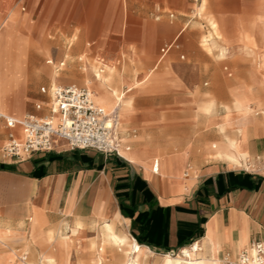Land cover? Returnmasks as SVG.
I'll return each instance as SVG.
<instances>
[{
	"label": "crops",
	"instance_id": "0c3cea01",
	"mask_svg": "<svg viewBox=\"0 0 264 264\" xmlns=\"http://www.w3.org/2000/svg\"><path fill=\"white\" fill-rule=\"evenodd\" d=\"M19 1L0 0V16L9 13L0 26V45L1 41L8 39L11 31L23 32L25 35L24 31L29 26L28 36L33 35L35 27L31 24L32 20L25 21L23 31H16L21 17L12 14L15 12L16 2ZM40 1L35 4V11ZM175 2L179 5L186 4L184 0H89L92 8L90 13L106 16L107 20L92 21L90 27L80 29L130 31L128 40L123 44L129 60L132 61L131 56L136 52L135 58L142 57L140 60L148 63L153 58V51L159 39L163 34H169L177 24L151 21L125 23L127 7L140 15L155 12L166 3L176 5ZM192 2H203L199 7L201 10L208 7L207 0ZM75 14H79L78 9ZM115 14H119L123 21L111 22L110 16ZM168 15L171 19L177 16L174 11H169ZM254 20L253 13L247 21L252 25L249 32L242 33L245 38L255 30ZM212 24L218 27L217 21ZM244 24L245 22L240 21L238 29L243 28ZM66 25L68 27L65 28H70V24ZM179 35L180 33L160 48L158 63L173 47L165 55L162 48L176 42ZM252 35L254 39L247 38L246 42L258 46L259 36ZM145 41L148 45L143 44ZM148 51L151 54L146 55ZM27 54L29 58L34 59L40 52L39 49L33 48ZM180 57L184 59L185 54ZM52 59L53 56L51 65ZM60 63L65 65V62ZM194 63H176L172 67L175 77L171 79L167 90L190 89L193 80L200 73ZM158 67L154 65L151 69L156 71ZM39 71L50 77L40 69ZM263 72L258 65L251 69L249 85L254 90H261L259 87L264 83ZM21 73L25 74V70L10 76L4 74L2 77L4 85L8 86L14 79L17 82L8 94L10 102L13 103L18 102L14 90L25 84L28 79L26 75L20 76ZM136 77L137 74L135 79L128 80L131 85L127 91L109 90L113 98L124 94L118 102L117 110L112 111L117 112V115L118 112L124 113L121 121H118L122 129H127L132 122L133 90H139L143 86L136 83ZM50 79L53 80L51 77ZM239 84L240 82H234V85ZM132 85L134 87H131ZM53 87H41V93L47 95V99L42 100L44 104H37V114L32 115L44 117L46 108H49L53 119H58L59 114L53 112L52 108ZM43 88L47 90L44 92ZM2 94L0 93V112L14 118L29 115L19 116L9 112L11 109L7 104L8 98ZM126 100L129 104L125 103ZM96 104L98 105L97 102ZM214 105L212 100L199 104L194 122L186 124L183 128L178 125L166 128L160 126L150 135L142 133L130 137V142L121 137L122 148L125 150L121 155H106L95 149H70L65 141H60L53 150L36 151L21 159L6 156L3 146L10 133L23 140L24 130L20 125L10 128L5 119L0 117V232L9 233L4 235V238L3 235L0 236V242L7 245L4 239L25 236L30 239L33 235L32 222L36 218L40 223V237L37 242L32 239L29 242L40 251L42 264H75L71 259L74 249L83 248L85 245L94 247L99 239L103 240L106 224H112L116 233L126 234L142 247L138 259L144 264H161L162 259L158 255L162 258L164 254L177 252L197 240L202 249L198 258H194L195 262L200 257L221 259L226 254L237 258L253 239L264 240V165L259 168L261 166L258 164L259 159L264 157V134L258 133L264 123L248 120L239 112L234 102L232 105H226L227 111L222 115L212 112ZM99 106L102 107L100 104ZM206 107H210V110L207 111ZM127 111L129 113L125 114ZM201 112L205 114L204 122L207 125L216 124L222 132L226 128L235 129L238 135L221 136L210 143L202 135L195 134ZM244 124L247 127L245 138L241 130ZM169 129L172 130L171 133H168ZM233 140L235 144L232 143ZM242 150L246 151V158L242 157ZM232 154L239 162L229 157ZM253 164L258 170L250 168ZM154 168L158 172H154ZM188 168L195 169V174L191 176ZM66 223L69 225V234H60ZM77 223H80L83 229L80 238L73 234ZM85 234L90 239L86 244L83 241ZM49 236L55 240L56 247L47 241ZM69 238L74 240L72 247H69L67 242ZM52 246L57 252L56 255L52 254L56 259L55 263H50L43 257V252H48ZM23 254L27 255L26 261L22 260L23 264H35L29 261L26 251L22 252L20 257ZM97 257L92 258L91 262ZM173 257L187 264L181 257ZM127 258L128 255L124 252L123 256L116 257V260L120 264V261L123 263ZM7 262L9 258L4 263L2 258L0 259V264ZM103 264H106L105 260Z\"/></svg>",
	"mask_w": 264,
	"mask_h": 264
},
{
	"label": "rangeland",
	"instance_id": "374dc122",
	"mask_svg": "<svg viewBox=\"0 0 264 264\" xmlns=\"http://www.w3.org/2000/svg\"><path fill=\"white\" fill-rule=\"evenodd\" d=\"M184 1L186 2L184 5H179L178 2H175L176 5L166 3L164 7H158L155 12L139 13L140 15H137L134 9L127 7L128 15L125 23L126 21L127 23L151 21L177 24L169 34H163L162 38L159 39L153 51V58L148 63L142 62L140 60L142 57L140 59L136 57V60V52L134 56H131L132 61L129 60L123 44L128 40L130 31L106 32L80 29L81 27H90L92 21L105 22L107 20L106 16H97L90 13L92 8H90L89 0H41L36 11L34 6L38 0H20L16 2L15 12L12 15L21 17L19 20L20 25L16 31H23L25 21L31 22V20L35 30L32 37L28 36L29 26L24 31L25 35L23 32L15 33L11 31L8 39L4 40L5 42L1 41V74L15 75L16 72L19 73L24 69L25 74L21 73L20 76L26 75L28 77L25 84L14 90L18 102L7 103L11 109L9 112L19 116L37 114V104H44L42 100L47 99V95L41 93L42 86L72 83L88 87L87 84L81 82L82 74L77 75V80L64 78L62 82L55 81L53 76V71L56 70V73L66 74L64 70L71 67H75V72H83L86 68L85 61L96 70L104 69L105 64L115 67V71L120 72L121 77H125L122 84L113 85L119 92L128 90L131 85L128 80L135 79L136 74V83L143 85L139 90H133L132 122L127 129L118 126L120 136L127 142H130V137L135 135L139 136L142 133L150 135L160 126L166 128L178 125L183 128L186 124L194 122L197 106L206 100L214 102L212 112L217 115L226 113V105H232L233 102L235 105L236 103L244 105L245 109H264V83L259 87L261 90H254L249 85L251 69L258 65L259 69L264 71V0L258 2L257 0H207L208 7L203 10L199 8L203 2L195 4L192 0ZM255 3L257 4L255 5ZM77 9L79 14L76 15ZM169 11L176 12L177 16L171 19L168 15ZM253 13L256 28L250 35H247V38L253 40L252 34L258 35V46L247 43V38L242 36V33L249 32L252 26L251 22L247 21ZM8 14L0 16V26L3 20L8 17ZM121 20L119 14L110 16V21L113 23L121 22ZM216 21L218 27H214L212 24ZM240 21L245 22V24L243 28L239 27L238 29ZM66 23L70 24V28H65ZM164 29H166V26ZM107 33L109 35L105 36ZM178 33L180 35L173 48L158 63L160 48L165 43L172 41ZM219 35H223L224 39L219 38ZM143 44L148 45L146 41ZM222 47H226L224 52L221 50ZM33 48L39 49L40 52L34 59L29 58L27 54ZM85 53H87V57L84 56L83 60H80V57ZM67 54L70 55L69 58H66ZM147 54H151V52L148 51ZM182 54H185L184 59L180 57ZM132 57L134 58L132 59ZM98 58L104 59L102 64L98 61ZM187 61H194V65L198 66L200 72L193 80L192 87L187 90H167L171 79L175 77L172 67L176 63ZM60 62H65V65H60ZM154 65L155 67L156 65L159 66L156 71L151 69ZM47 67L50 69L47 70ZM39 69L53 80L42 74ZM149 69L151 71L146 72ZM234 82H240V84L234 85ZM16 83L15 79L11 80L7 86L8 88H3L2 96H8L11 88ZM131 87H134V85ZM172 99L174 103H172ZM98 103L106 111L107 106L99 101ZM125 103L129 104L128 100ZM46 109L45 116H51L50 109ZM237 109L239 110L238 107ZM239 112L248 118L243 111L239 110ZM199 115L200 122L196 124L195 134L202 135L210 143L215 142L221 136L238 135V131L235 129L226 128L222 132L220 126L216 124L207 125L204 122L205 114L201 112ZM263 116L264 114L261 113L255 117V120L260 121ZM255 120L252 122H255ZM241 130L242 135L247 134L245 124ZM171 131L169 129L168 133H171ZM258 133L264 134V124L260 126ZM258 164L261 166L259 168H262L264 157L259 159ZM250 168L256 169L257 167H254L253 164ZM188 173L191 176L194 175L195 169L188 168ZM39 228L40 223L35 218L32 222L33 235L30 238L34 242H37L40 237L38 236ZM67 231H70L68 223L65 224V228L60 234H69ZM76 233L77 228L73 231L74 235ZM8 234V231L0 232V236L3 235V238L4 235ZM30 239H26V236L25 238L4 239L7 245L0 242V259L2 258L3 263L9 258L7 264H23L20 255L26 251L31 263L42 264L41 253L35 246L30 244ZM88 240L90 239L86 236L83 241L86 244ZM100 247L104 249L106 264H118L116 257H122L124 251L119 250L117 245L103 244L100 239L94 247L86 245L83 248L76 247L71 259L75 261V264H91V259L97 257L101 252L99 251ZM54 249V246H52L45 253L56 255L57 252ZM158 256L161 259V255ZM219 262L223 264L221 259Z\"/></svg>",
	"mask_w": 264,
	"mask_h": 264
},
{
	"label": "built area",
	"instance_id": "2783aa9c",
	"mask_svg": "<svg viewBox=\"0 0 264 264\" xmlns=\"http://www.w3.org/2000/svg\"><path fill=\"white\" fill-rule=\"evenodd\" d=\"M174 43L162 48L163 55ZM42 90L45 92L47 89ZM51 90L53 112L59 114L57 122L52 116L29 114L23 118H14L0 112V117L5 119L10 128L20 125L24 130L23 140L10 133L3 146L6 156L21 159L36 151L53 150L60 141H65L70 149H95L106 155H121L123 145L118 131L117 112L107 113L97 105L92 91L86 86L71 83L54 86ZM154 172L158 171L154 168ZM201 249L197 240L170 254L181 253L189 257V250L199 253ZM21 259L26 261L27 255L23 254ZM221 260L224 264H264V240L253 239L237 258L226 254Z\"/></svg>",
	"mask_w": 264,
	"mask_h": 264
},
{
	"label": "bare ground",
	"instance_id": "6f19581e",
	"mask_svg": "<svg viewBox=\"0 0 264 264\" xmlns=\"http://www.w3.org/2000/svg\"><path fill=\"white\" fill-rule=\"evenodd\" d=\"M220 38H223V36L220 35ZM221 50L224 52L226 50V47H222ZM86 55H87V53L82 55L80 57V60H83L84 56H86ZM66 57L69 58L70 55L68 54ZM98 61L102 64L104 59L98 58ZM85 66H86V68L83 66L85 68V70L83 72H75V70H76L75 67H71L69 69L64 70L66 72V74H62L59 72L56 73L55 72L56 70H55V71H53L54 80L57 82L62 81L64 78H73V79L77 80L78 79L77 75L82 74L83 78L81 79L82 80L81 82L88 85V87L87 86L86 87L92 91L93 96H94V100L97 103L99 101L103 105H106L107 106L106 107L107 113H111L112 111L117 110L116 108H117L118 102L123 97L124 94H122L121 97L113 98L112 93L109 90H117L113 87V85H116L118 83L122 84V82L125 80V77H123V76L121 77V75H120L121 73L115 71L116 68L111 66V65H108V64H105L104 65L105 68L102 70H100V69L96 70L93 66H91L86 61H85ZM49 69L50 68L47 67V70H49ZM105 69H107V70H105ZM1 73L2 72H0V93L3 92V90H4L3 88L7 87V85H4L2 82L3 74H1ZM60 85H62V84H60ZM4 97L8 98V101L10 102V99H9L10 96L9 95L4 96ZM98 105H99V103H98ZM236 105L239 108V110L243 111V113L245 115H247L249 120H251V121H254L255 117H257L259 114H261V113L264 114V109H262V110H258V109L254 110L252 108L245 109L243 107L244 105H241L240 103H236ZM205 109L207 111H209L210 107H206ZM128 113L129 112H126L125 114H128ZM118 115H119L118 121L120 122L122 116H124V113L118 112ZM253 117H254V119H253ZM58 119H59V116H58ZM57 120L54 119V121H57ZM260 121H263V123H264V116L260 119ZM242 136H243V138H245L246 135H242ZM232 143L235 144V141L233 140ZM121 152H125V150L122 148ZM234 156L232 154V156H229V157H231V159L233 161L239 162ZM242 157H247V153L244 150H242ZM81 226L82 225L80 223H77V227H76L77 233L75 235L79 238H80L81 233H82L81 230H83V229H81ZM103 232H104L103 240H102L103 244L111 243L113 245H117V246H119L120 250H123L128 255L127 260H125V262H123V263H121V261H120V264H144L142 261H140L138 259V253L142 250V247L138 246V244L133 239L128 237L126 234L116 233L112 224H106ZM47 241L55 244V247H56L55 240L52 238V236H49L47 238ZM67 242L69 244V247H72L74 240L72 238H69ZM58 244H57V246H58ZM136 248H138V249H136ZM100 251L101 252L99 253V256L96 259L92 260L91 264H103V262L105 260V253H104L103 247L100 248ZM131 253H132V255H129ZM188 253H189V257H185L181 253H179L177 255L176 254L172 255L170 253H166L161 258L162 259L161 264H185V263L181 262V260L179 258H174L173 256L181 257L187 264H221L219 262L220 259L217 257H215L214 259H212V258L210 259L207 257H202V258L200 257V259L197 262H195L194 258H198V253L190 251V250L188 251ZM43 257L46 260H48L50 263L51 262L55 263L54 261L56 259L54 258L53 255H48L47 253L43 252Z\"/></svg>",
	"mask_w": 264,
	"mask_h": 264
},
{
	"label": "trees",
	"instance_id": "16d2710c",
	"mask_svg": "<svg viewBox=\"0 0 264 264\" xmlns=\"http://www.w3.org/2000/svg\"><path fill=\"white\" fill-rule=\"evenodd\" d=\"M122 208H123V206H122Z\"/></svg>",
	"mask_w": 264,
	"mask_h": 264
}]
</instances>
